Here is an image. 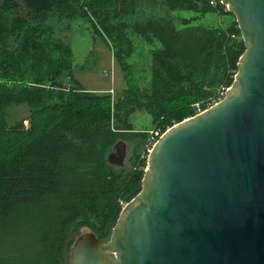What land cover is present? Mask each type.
I'll use <instances>...</instances> for the list:
<instances>
[{"label":"trees","instance_id":"1","mask_svg":"<svg viewBox=\"0 0 264 264\" xmlns=\"http://www.w3.org/2000/svg\"><path fill=\"white\" fill-rule=\"evenodd\" d=\"M176 10L233 15L220 0H0V264H70L83 229L109 241L145 175L150 135L131 115L147 112L163 134L232 86L246 49L235 18L192 25ZM52 18L83 19L103 37L125 73L120 96L74 77L72 48ZM137 43L149 47L141 85L129 62ZM10 104L32 108L28 126L8 123ZM120 140L136 146L125 171L108 160Z\"/></svg>","mask_w":264,"mask_h":264},{"label":"water","instance_id":"2","mask_svg":"<svg viewBox=\"0 0 264 264\" xmlns=\"http://www.w3.org/2000/svg\"><path fill=\"white\" fill-rule=\"evenodd\" d=\"M221 2L246 47L231 89L158 138L110 241L83 229L70 264H264V0Z\"/></svg>","mask_w":264,"mask_h":264},{"label":"rangeland","instance_id":"3","mask_svg":"<svg viewBox=\"0 0 264 264\" xmlns=\"http://www.w3.org/2000/svg\"><path fill=\"white\" fill-rule=\"evenodd\" d=\"M227 8V7H226ZM228 10V9H227ZM161 13L165 12V7L161 8ZM174 16L190 19L192 25L205 26H227L235 16L221 15L219 13H209L200 15L190 10H176ZM236 20V19H235ZM51 25L55 28L56 37L71 46L73 52V75L83 86L89 90L100 93H109L116 99L127 87L125 73L121 66L115 61L111 47L105 42L102 36L94 34L89 22L83 19L73 21L64 20L59 23L52 18ZM178 27L182 23H178ZM149 47L143 43H137L136 53L129 59L132 66L133 77L141 85L148 78ZM32 108L27 104H10L6 109V119L10 125L23 122L29 125L28 117ZM130 121L137 131L149 132V140L146 148L140 149L141 160L146 161L145 171L149 162V145L153 136L160 137V131L152 129L151 116L145 111H138L131 115ZM126 159L122 166L114 165L115 170L125 171L131 166V157L136 150L135 143L125 141ZM113 150L111 149L110 152ZM111 239V237H110ZM109 239V241H110ZM107 241V242H109Z\"/></svg>","mask_w":264,"mask_h":264},{"label":"built area","instance_id":"4","mask_svg":"<svg viewBox=\"0 0 264 264\" xmlns=\"http://www.w3.org/2000/svg\"><path fill=\"white\" fill-rule=\"evenodd\" d=\"M220 3L223 4L220 0ZM212 5H217L216 1H211ZM224 5V4H223ZM231 89V87H222L219 90V95L218 97L213 100L212 102H210L205 108H203L200 104H196V113L195 115L201 114L203 112H205L207 109L211 108L212 106L218 104L221 100H223V98L226 96L227 92ZM159 137L153 136L152 140L150 142L148 151L149 153L152 151L153 146L155 145V143L157 142Z\"/></svg>","mask_w":264,"mask_h":264}]
</instances>
